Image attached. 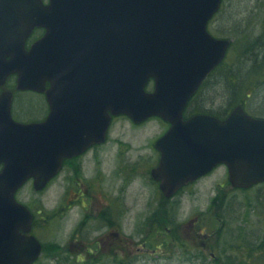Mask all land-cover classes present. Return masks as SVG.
I'll return each mask as SVG.
<instances>
[{
	"label": "water",
	"instance_id": "water-1",
	"mask_svg": "<svg viewBox=\"0 0 264 264\" xmlns=\"http://www.w3.org/2000/svg\"><path fill=\"white\" fill-rule=\"evenodd\" d=\"M221 3L0 0V87L17 74V89L45 92L52 109L43 122L23 123L12 115L13 91L0 93V264H30L41 251L37 240L35 250H16L15 191L30 177L44 187L64 157L103 141L112 115L171 124L157 142L162 157L153 172L168 196L222 163L236 187L264 182V118L242 104L224 119L184 118L232 42L208 30ZM36 26L46 32L27 49Z\"/></svg>",
	"mask_w": 264,
	"mask_h": 264
},
{
	"label": "rangeland",
	"instance_id": "rangeland-1",
	"mask_svg": "<svg viewBox=\"0 0 264 264\" xmlns=\"http://www.w3.org/2000/svg\"><path fill=\"white\" fill-rule=\"evenodd\" d=\"M263 20L264 0H223L209 29L216 37L232 41L227 56L229 60H235L242 46L245 45L243 49L248 44L254 47L256 40H264ZM148 87L152 89L153 82ZM205 90L207 99H214V102H208L209 107L217 110L225 108L224 87L206 86ZM260 98H255L250 107L256 109ZM14 102L18 109L16 116L22 118L41 115L45 100L37 93L21 92ZM167 129V121L161 117H151L140 127H134L128 116H121L117 118L112 134L113 137L123 136L139 144L160 136ZM228 176L227 166L220 165L188 186L174 200H165L157 207L150 202L146 205L150 189L144 192L137 204L131 200V212L126 213L128 216L122 220V226L131 237L130 247L133 250H116L114 264H244L245 261L250 264L254 260L255 264H264V246L261 247L264 239V184L247 190L236 189L229 183ZM60 194V180L57 179L50 186L46 199L48 197L51 204H55ZM216 196L218 199L213 204ZM199 217L203 233H192V221ZM175 233L177 240H174ZM55 236L59 241L65 238L61 229L53 228L52 235L46 238L47 245L49 242L53 244ZM144 236H147L148 247L137 250L142 246L144 239L140 241V238ZM209 237L212 241L207 239ZM187 243L190 244L186 246ZM238 245L240 249L235 248ZM66 252L44 250L37 264L73 263ZM84 264L92 263L85 261Z\"/></svg>",
	"mask_w": 264,
	"mask_h": 264
},
{
	"label": "flooded vegetation",
	"instance_id": "flooded-vegetation-1",
	"mask_svg": "<svg viewBox=\"0 0 264 264\" xmlns=\"http://www.w3.org/2000/svg\"><path fill=\"white\" fill-rule=\"evenodd\" d=\"M45 32L44 27H35L26 39V48L30 49ZM17 78V74H13L6 85L0 87V92L6 88L11 89L14 101L21 92H34L42 95L45 102L41 115L18 118V109L13 101V117L23 123L45 121L52 110L46 93L18 90ZM47 86H50L49 82ZM121 116L126 115H112L103 141L92 142L80 152L64 157L58 173L44 187L37 188L35 178L30 177L15 191L16 204L10 208H15L13 212L16 211L12 224L13 231L20 240L16 250H35V240L41 245L38 258L30 264H37L44 250H67L66 254L73 259V263L67 264H84L85 261L92 264H114L116 250H133L130 247L131 237L124 232L122 226V220L128 216L126 213L131 212L132 201L137 204L144 192L147 193L150 189V195L146 194L149 197L146 205L150 202L157 207L165 200H174L188 186L212 172L183 185L173 195H165L161 187L162 180L156 179L153 174L161 162L162 152L157 147V142L163 134L142 141L144 137L139 144L123 136L113 137L114 124ZM129 120L134 127H140L147 121L137 123L131 118ZM148 147L150 150H147ZM4 166L5 163L1 162L0 172ZM57 179L60 180L61 194L58 201L51 204L46 196ZM1 210L0 207V213ZM199 223L200 217L192 221V233H203ZM56 227L62 230L65 238L59 241L55 236L52 238L53 244L49 242L47 245L46 238L52 235V230ZM207 239L212 241L211 237ZM174 240H177L176 233ZM140 241L142 246L137 250L148 247L147 236L141 237ZM211 245L212 243L210 248ZM235 248L240 249L241 246Z\"/></svg>",
	"mask_w": 264,
	"mask_h": 264
},
{
	"label": "trees",
	"instance_id": "trees-1",
	"mask_svg": "<svg viewBox=\"0 0 264 264\" xmlns=\"http://www.w3.org/2000/svg\"><path fill=\"white\" fill-rule=\"evenodd\" d=\"M253 44L254 47L248 44L244 49L243 47L245 45L242 46L240 48L241 52L236 55L235 60L234 58L229 60L230 57L227 56L226 59L208 75L198 91L189 101L185 110V115L189 116L194 113L204 112L215 114L220 118H225L236 105L242 103L245 107H248V109H246L252 115L264 117V91L262 89L264 88V40L260 38ZM206 86H211L213 88L222 86L225 88L223 92L227 104L225 108L217 110L209 107L208 102H214V99H207L205 95ZM259 96H261V98L258 100V107L256 109L253 107L251 108L250 105L254 99ZM217 199L218 196L213 198L212 203H216ZM261 243V247H263L264 239ZM244 264L248 263L245 261ZM250 264H255V260Z\"/></svg>",
	"mask_w": 264,
	"mask_h": 264
}]
</instances>
